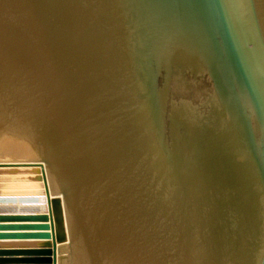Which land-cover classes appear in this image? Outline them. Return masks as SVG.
Segmentation results:
<instances>
[{"label": "water", "instance_id": "obj_1", "mask_svg": "<svg viewBox=\"0 0 264 264\" xmlns=\"http://www.w3.org/2000/svg\"><path fill=\"white\" fill-rule=\"evenodd\" d=\"M2 167L0 264H264V0H0Z\"/></svg>", "mask_w": 264, "mask_h": 264}, {"label": "rangeland", "instance_id": "obj_2", "mask_svg": "<svg viewBox=\"0 0 264 264\" xmlns=\"http://www.w3.org/2000/svg\"><path fill=\"white\" fill-rule=\"evenodd\" d=\"M19 173L3 172L0 173V199H3L2 204L14 203L16 197H1L3 192H12L11 194L23 196H42L41 181L38 179V175L35 172H31V168H19Z\"/></svg>", "mask_w": 264, "mask_h": 264}, {"label": "crops", "instance_id": "obj_3", "mask_svg": "<svg viewBox=\"0 0 264 264\" xmlns=\"http://www.w3.org/2000/svg\"><path fill=\"white\" fill-rule=\"evenodd\" d=\"M12 192H3V196L1 197H26L23 196L24 194H18L17 196L14 194H11ZM30 197V196H27ZM5 207H10L11 205H25V203H5L2 204ZM14 207V206H12ZM30 210H4L3 212L5 213L4 215H30V212H26ZM36 223H41V222H3V224H36ZM5 232H19V231H5ZM21 232V231H20ZM30 232H35V231H30ZM31 241H39L37 239H18V240H11V239H5L2 240V243H17L18 245H29L32 243Z\"/></svg>", "mask_w": 264, "mask_h": 264}, {"label": "bare ground", "instance_id": "obj_4", "mask_svg": "<svg viewBox=\"0 0 264 264\" xmlns=\"http://www.w3.org/2000/svg\"><path fill=\"white\" fill-rule=\"evenodd\" d=\"M19 168H22V167H5V168H0V169H4V170H7V169H19ZM37 168V167H36ZM40 168V167H39ZM40 171H41V173H40V175H42V168H40ZM42 182H44L43 180H42Z\"/></svg>", "mask_w": 264, "mask_h": 264}]
</instances>
